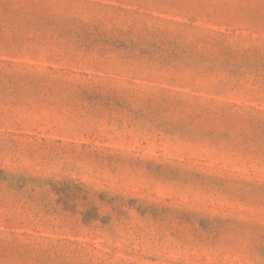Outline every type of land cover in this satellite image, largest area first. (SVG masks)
Wrapping results in <instances>:
<instances>
[{"label": "rangeland", "instance_id": "obj_1", "mask_svg": "<svg viewBox=\"0 0 264 264\" xmlns=\"http://www.w3.org/2000/svg\"><path fill=\"white\" fill-rule=\"evenodd\" d=\"M0 264H264V0H0Z\"/></svg>", "mask_w": 264, "mask_h": 264}]
</instances>
